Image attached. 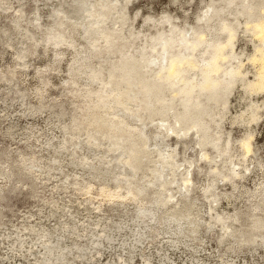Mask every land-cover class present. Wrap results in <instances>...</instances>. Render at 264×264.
Returning <instances> with one entry per match:
<instances>
[{
    "label": "rangeland",
    "instance_id": "374dc122",
    "mask_svg": "<svg viewBox=\"0 0 264 264\" xmlns=\"http://www.w3.org/2000/svg\"><path fill=\"white\" fill-rule=\"evenodd\" d=\"M263 15L264 0H0V264H264V90L248 85ZM227 26L224 66L244 75L187 108L155 37L202 33L201 60ZM143 78L165 87L145 96Z\"/></svg>",
    "mask_w": 264,
    "mask_h": 264
},
{
    "label": "bare ground",
    "instance_id": "6f19581e",
    "mask_svg": "<svg viewBox=\"0 0 264 264\" xmlns=\"http://www.w3.org/2000/svg\"><path fill=\"white\" fill-rule=\"evenodd\" d=\"M253 28L257 33L261 34L260 36L264 40V17L260 18L257 22H255ZM226 29H228V31H229V39L225 42L224 41L212 42V43H209L208 45H206V47L204 48V50L202 52L201 60H199L196 57L194 51L197 50L200 45H203L204 42H206V40H207V39H205V37L202 33L199 34V36L196 39L192 40V39L187 37V33L185 31L178 32L179 37H177V34L175 33L177 31H175L176 30L175 29L169 35H165L164 33H161L159 35V38L155 37V39L158 40V42L162 45V47L160 50H157L155 47H153V49H156V52L159 54H163L165 52H170L172 54L170 56V60L167 64L160 62V66H159V70H158V78L162 79L163 81H168L167 82L168 85L169 84L173 85V83H175L177 81L183 83V85L177 89L176 95L183 93L182 97H183L184 103H185L187 108L190 106H198L199 104L202 103V99H200V96L202 94L201 92L206 91L208 93L207 94L208 97L210 95H214L222 87V84H229L230 80L232 78H234L237 74H243V71L241 69L243 66V62L241 60L239 61V64L237 66H232L230 68H225V66H224L223 60L227 59L229 56L233 55L234 58H238V55L236 53L233 54L231 52V53L226 54V52L224 51V48L228 45H231L233 47V39L235 37V32H234L233 28H231L230 26H227ZM106 37L109 40L110 36L107 35ZM175 43H178L177 44L178 48L175 49L176 52H173L171 50L173 49V46ZM258 52H260V54L257 53L255 58L252 57V59L254 58L255 60H261L262 61L260 70L257 73L258 79H257V82L251 81L248 85H249V87H252V89H253V86H255L254 88H256V86H257L260 90H264V47L259 46ZM150 62H152V58H149V62L147 63V66L150 65ZM195 68H197L199 70V72H196L194 74V76L189 77L187 75V72L189 70L195 69ZM133 70H134V66L132 68L123 67V70H121L122 71L121 76L126 77V75L130 74V72H132ZM222 71H223V73H220ZM117 73H118V71H117ZM110 74H112V73H110ZM114 75L115 74H112V76H114ZM128 78H130V77H128ZM126 80H128V79H126ZM129 80H131V78ZM106 81H108V79ZM119 81H122V80H119ZM139 83L142 84L141 86H142V89L144 90L143 92H145V96H148V97L151 94L153 95L155 92H159V91L163 90L165 87V84L163 82L160 83V82H157V80H156L155 82L153 81V82L149 83V82H147L146 78H143V80L141 79V81H139ZM108 84H110V83H108ZM118 84H120V83H118ZM105 85H107V84H105ZM132 85H138V83L134 80L130 81L128 87L131 88ZM125 87H126V85H125ZM135 88H137V87L134 86V89ZM104 89L105 88L103 87L102 88L103 92L106 90V89L105 90ZM126 89H128V88H126ZM120 90H121V88H120ZM120 90H118V91L116 90L117 93L114 92V93H116V94H114V97H115L116 102L118 103L117 104L118 106L116 104H114V105H116L117 108L120 107L119 104H121L123 106L128 99H131L132 96H134L131 89H129V90L132 93L130 91H125V90L120 91ZM98 92H99L98 93L99 102H98L97 106L102 104V105H105V107H106L108 105L106 103L109 102L108 98L111 95H113L112 94L113 91L112 92L107 91V94H104L105 92L104 93L103 92L101 93L100 91H98ZM196 92H198V95H196V97H194L193 94ZM136 95L138 96V94H136ZM136 95H135V97H136ZM143 95H144V93H143ZM113 99H112V101H114ZM114 103H115V101H114ZM111 104H113V103H111ZM138 105H140V103H138ZM148 105H149V103H148ZM127 107L125 109H127ZM139 108H141V107L139 106ZM129 109H127V110L129 111ZM136 110H138V108H136ZM136 113L137 112H135V114ZM135 114H133V115H135ZM103 116H104L103 114L102 115L99 114L97 116H94V118L100 124V121H102ZM120 120H122V119L120 118ZM118 121H119V119H118ZM118 121L112 122V124H111L112 132H114V130L116 132L119 130L118 132H120V130H122L123 128L124 129L126 128L125 124L123 123L124 121L123 122L122 121L118 122ZM109 126L110 125L108 124V127ZM126 126H127V124H126ZM194 126L199 127V123H195ZM99 128H100V125H99ZM127 129H128V127L126 128V130ZM122 131H124V130H122ZM129 131H131V130H129ZM243 146L246 149V152H248V153L251 152L252 151V140L250 138L243 140Z\"/></svg>",
    "mask_w": 264,
    "mask_h": 264
}]
</instances>
